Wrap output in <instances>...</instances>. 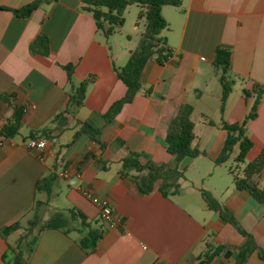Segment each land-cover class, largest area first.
<instances>
[{"label": "crops", "instance_id": "obj_1", "mask_svg": "<svg viewBox=\"0 0 264 264\" xmlns=\"http://www.w3.org/2000/svg\"><path fill=\"white\" fill-rule=\"evenodd\" d=\"M33 1L0 0V129L15 108L21 111L18 134L0 136V264L12 247L8 238L17 242L35 202L45 200L35 186L50 172L57 180L47 203L63 198V207L50 209V214L74 209L92 227L101 226L102 238L86 253L78 244L79 222L69 226L68 234L45 229L28 264H202L203 255L216 247L223 248L206 264H234L246 239L207 208L199 183L253 237L257 248L244 264H264V204L236 189L228 160L215 164L226 139L221 121H243L254 101L243 91L264 83V0H181L178 7L163 6L167 27L161 36L171 57L165 64L152 58L141 73L142 91L110 118V108L126 93L115 69L127 64L143 32L135 24L140 9L126 8L124 24L112 39L126 36L123 50H118V44H107L93 17L82 10L81 0H44L27 18L11 11ZM39 36L48 39L47 55L30 51ZM217 48L230 53L228 74L234 80L223 114L213 65ZM68 64L74 66L75 85L95 76L79 108L67 105L70 86L63 67ZM186 103L193 106V146L204 154L178 162L167 152L165 137L177 108ZM57 115H62L61 121ZM84 122L92 126L94 136L82 130ZM246 128L253 146L239 164L242 171L264 150V95ZM41 129L48 131L38 138L46 141L44 150H29V134ZM130 152L140 155L141 165L184 169L187 176L183 174L178 184L184 183L173 194L163 193L160 182L141 191L137 181L146 170L120 175ZM237 154L235 147L234 161ZM249 184L264 190V168ZM79 186L107 200L119 225L104 224ZM14 223H20V229L4 235L3 229Z\"/></svg>", "mask_w": 264, "mask_h": 264}, {"label": "trees", "instance_id": "obj_2", "mask_svg": "<svg viewBox=\"0 0 264 264\" xmlns=\"http://www.w3.org/2000/svg\"><path fill=\"white\" fill-rule=\"evenodd\" d=\"M44 0H36L18 9L11 10L13 14L20 18L29 17ZM56 1V0H51ZM82 10L89 13L101 32L109 35L113 28H119L124 23V12L128 6L137 5L141 8L138 15V22H144V29L140 36L137 46L129 52L127 64L120 69H115L118 79L125 85V96L114 103L110 108L107 116H114L120 108L132 101L133 97L142 91L141 73L146 64L152 59L159 64H165L171 57L166 39L161 36V32L167 27V24L161 16V8L163 6L178 7L181 0H81ZM32 54H44L49 52L48 39L45 36H39L31 45ZM213 65L217 71L218 79L221 85V102L220 112L223 114L225 103L229 97L234 80L229 76L230 53L224 49L217 48ZM64 70L67 74V81L70 86L68 92L67 105L79 108L83 105L88 86L94 82L95 76L89 75L86 79L77 85L73 82L74 66L72 64L65 65ZM148 95L150 90L145 91ZM243 94L246 98L253 97L254 101L251 111L241 122L228 123L224 120L220 123V128L226 132V139L219 157L215 160V164L220 165L227 162L231 157L235 147H238V154L235 158L237 165L243 164L247 152L253 146L252 141L247 135V123L256 117V111L262 96L264 95V83L254 84L251 91L244 90ZM193 106L191 104L180 105L173 118L169 121L166 130L165 146L167 152L174 156L178 162L185 158L194 159L204 154L197 146H193L196 140L194 133V122L192 120ZM62 115H57L55 119L61 121ZM21 111L14 109L12 119L9 120L1 129L0 136L14 137L20 129ZM208 124L214 125L212 121ZM82 130L94 136L95 131L92 126L86 122L81 123ZM47 129H41L35 133L29 134V139L47 136ZM139 154L130 152L129 157L123 159L121 176H128L127 171L134 169L138 172L147 171L145 177H138L137 185L143 192L153 188L156 182H160V190L166 194L167 190L171 194L179 190L178 181L183 178V170L176 168L169 169L165 166H155L152 163L141 165L139 163ZM237 168V167H236ZM264 168V150L253 161L245 164L242 175L236 173V169L231 167L230 172L233 176V182L238 190L247 191L258 203L264 204V190L249 184V179L258 174ZM57 180V174L50 172L47 176L37 181L35 189L37 192H43L50 196L51 189ZM201 195L209 210L217 212L219 216L232 224L235 229L245 237V243L238 249L235 263L244 264L249 255L257 248L253 237L245 232L235 221L232 214L212 196L202 190ZM44 204L42 201H36L32 209V222L21 235L14 247H9L3 255L5 264H28V257L32 253L40 233L45 229H60L64 233H69L70 223L80 222L78 230L80 236L78 244L86 253L93 251L98 241L102 238L101 226L92 227L91 223L86 222V218L80 212L70 209L65 212L58 211L50 215L47 219H43L39 213L40 206ZM20 223L3 229L4 235L19 230ZM223 247H216L211 253L206 252L202 259V264L208 263L213 256L217 255ZM264 258V256H260Z\"/></svg>", "mask_w": 264, "mask_h": 264}, {"label": "rangeland", "instance_id": "obj_3", "mask_svg": "<svg viewBox=\"0 0 264 264\" xmlns=\"http://www.w3.org/2000/svg\"><path fill=\"white\" fill-rule=\"evenodd\" d=\"M136 7H138L139 9H140V11H141V8L139 7V6H137V5H135ZM126 13V12H125ZM125 13H124V19H125ZM137 21H138V17H137V19L135 20V24L137 23ZM124 24V23H123ZM131 26V24L129 25H127V28H129ZM138 26L140 27V30H143L144 29V22L142 21V20H140L139 22H138ZM101 35L103 36V38L105 39V41L107 42V44H109V46H113V47H115L117 44L119 45V47H118V50L120 49L121 50V48H122V50H123V48H124V43H125V39L127 40V38H126V36H124L125 38H122V40L120 39V40H118V41H115V40H112L114 37H118L117 35H119V29L118 28H116V27H114L113 28V30H112V32L109 34V35H105L103 32H101ZM121 35V34H120ZM124 39V40H123ZM138 44V43H137ZM227 168H229V167H233V168H235L236 169V173L238 174V175H240L241 176V174H242V170H241V168H242V165H239V167L238 168H236L237 166H236V162L234 161V159H233V155H232V157L230 158V160H228V162H227ZM183 171V174H185L186 176H187V174H186V171H184V169H182ZM184 183V180L183 181H180V184H183ZM179 184V185H180ZM199 187L201 188V190H200V194H201V191L202 190H204V191H206L207 192V189L206 188H204L203 186H202V184L201 183H199ZM43 198H44V196H42L41 197V199L43 200ZM44 204H42L41 206H40V208H39V213H40V215L42 216V218L43 219H47L51 214V212H50V209H55V208H62L63 207V204H62V202H63V198H54V199H52V200H50V202H49V205H48V200H47V195L45 194V200L44 201H42ZM31 222H32V213L29 215V217L23 222V225H24V227H23V230H22V233H21V235H23L24 234V232H26V229L30 226V224H31ZM80 223V222H79ZM74 225V223H70V227L71 226H73ZM73 234L75 235V233L73 232ZM20 235V236H21ZM13 240H14V237L13 236H10L9 238H8V243L9 244H11L12 245V247H14L15 246V244L13 243Z\"/></svg>", "mask_w": 264, "mask_h": 264}, {"label": "built area", "instance_id": "obj_4", "mask_svg": "<svg viewBox=\"0 0 264 264\" xmlns=\"http://www.w3.org/2000/svg\"><path fill=\"white\" fill-rule=\"evenodd\" d=\"M46 146V141L44 139L31 138L27 140L26 147L29 150L43 151ZM67 176V173H64ZM78 190L80 193L91 201L99 211V217L104 224L117 226L120 223V219L114 214L111 205L107 200L97 197L93 191L85 186H79Z\"/></svg>", "mask_w": 264, "mask_h": 264}]
</instances>
